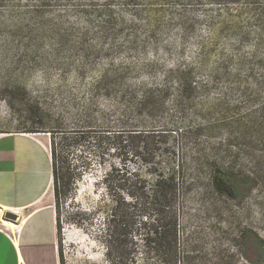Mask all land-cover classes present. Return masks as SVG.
Returning <instances> with one entry per match:
<instances>
[{
    "label": "rangeland",
    "instance_id": "374dc122",
    "mask_svg": "<svg viewBox=\"0 0 264 264\" xmlns=\"http://www.w3.org/2000/svg\"><path fill=\"white\" fill-rule=\"evenodd\" d=\"M5 132L51 154L59 264H264V0H0ZM228 166L234 197L210 177ZM172 171L160 262L132 205Z\"/></svg>",
    "mask_w": 264,
    "mask_h": 264
},
{
    "label": "crops",
    "instance_id": "0c3cea01",
    "mask_svg": "<svg viewBox=\"0 0 264 264\" xmlns=\"http://www.w3.org/2000/svg\"><path fill=\"white\" fill-rule=\"evenodd\" d=\"M52 167L42 139L0 133V210L18 217L15 231L0 219V264H59Z\"/></svg>",
    "mask_w": 264,
    "mask_h": 264
},
{
    "label": "trees",
    "instance_id": "16d2710c",
    "mask_svg": "<svg viewBox=\"0 0 264 264\" xmlns=\"http://www.w3.org/2000/svg\"><path fill=\"white\" fill-rule=\"evenodd\" d=\"M172 79H174L180 87L179 92L173 100L174 104L176 107H182L185 102L189 101L186 96V89L192 87L193 84L190 70L180 69L177 73H173ZM203 130L205 129L199 127L196 131L202 132ZM183 138L184 136H180L181 142H185ZM162 151L163 153L169 154V148H164ZM232 170L233 167L228 166L225 170L219 168L213 169L210 174L215 189L229 197H234L236 190L233 179H231L232 172L230 171ZM151 186L152 191L148 194H142L140 199H136L132 205L133 208H136L138 205L141 208L140 211L142 212L143 210L145 214V223L142 224L143 233L140 241L144 248L145 256L153 254L157 261L160 262L166 260L167 257L172 260L176 253V223L171 212H169V214H171L167 216L168 221L164 223V218H166L164 215L167 211L165 208L169 207L175 201L174 190L176 184L174 171L168 174H164L163 172L158 173ZM57 195V188L56 185H54V196L56 197ZM148 211L153 213L154 216L153 219L150 218V215L148 216L151 219L149 220L150 222H146V214H149L147 213ZM261 249L262 251L264 250V245L262 244Z\"/></svg>",
    "mask_w": 264,
    "mask_h": 264
},
{
    "label": "bare ground",
    "instance_id": "6f19581e",
    "mask_svg": "<svg viewBox=\"0 0 264 264\" xmlns=\"http://www.w3.org/2000/svg\"><path fill=\"white\" fill-rule=\"evenodd\" d=\"M0 214H1V210H0ZM2 222H3L4 226H7L11 230L15 231V229L17 228L15 222H13V221H10V220L3 218Z\"/></svg>",
    "mask_w": 264,
    "mask_h": 264
},
{
    "label": "water",
    "instance_id": "95a60500",
    "mask_svg": "<svg viewBox=\"0 0 264 264\" xmlns=\"http://www.w3.org/2000/svg\"><path fill=\"white\" fill-rule=\"evenodd\" d=\"M4 219L15 222L18 219V217L12 213L7 212V213H4Z\"/></svg>",
    "mask_w": 264,
    "mask_h": 264
},
{
    "label": "built area",
    "instance_id": "2783aa9c",
    "mask_svg": "<svg viewBox=\"0 0 264 264\" xmlns=\"http://www.w3.org/2000/svg\"><path fill=\"white\" fill-rule=\"evenodd\" d=\"M4 227V226H3ZM5 229L9 230L7 227H4Z\"/></svg>",
    "mask_w": 264,
    "mask_h": 264
}]
</instances>
